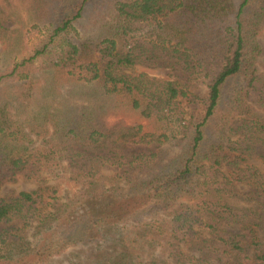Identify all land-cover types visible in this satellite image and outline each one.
<instances>
[{
    "label": "trees",
    "instance_id": "1",
    "mask_svg": "<svg viewBox=\"0 0 264 264\" xmlns=\"http://www.w3.org/2000/svg\"><path fill=\"white\" fill-rule=\"evenodd\" d=\"M2 1L5 5L0 4V41L8 43V39L4 40L5 7L16 6L18 0ZM86 1L77 0L70 5L74 13L64 14L56 26L53 21L41 20L44 8L40 4L33 22L35 26H52L48 43L21 61L11 57L10 50L3 52L12 65L9 72H0V87L8 81L14 86L7 94L0 91V102H15L17 119L6 116V104L0 107V180L27 165L54 160L55 152L28 150L31 135H49L53 145H58L56 151L67 149L71 156L89 160H111L113 157H108L106 151L129 143L171 141L184 120L181 104L186 100L196 103L195 115L182 124L188 156L183 153L179 157V167L173 168V163L169 169L162 168L128 189L97 188L96 182H88L87 187L54 209H50L52 205L42 188L0 197V222L17 217L23 228L35 223L39 235V241L30 245L17 233L19 228L0 226V264L44 261L67 247L96 242L104 228L160 211L172 215L170 222L175 224L166 241L169 252L176 257L175 264H264V242L257 238L251 222H246L240 209L203 196L207 191L205 183L194 181L200 168L204 169L203 161L209 162L212 175L222 166L238 168L240 157L228 152L227 130L232 122H240L238 130H242L243 138L264 141V118L247 101L248 88L254 82H261L264 89V64L262 74L257 75L254 70L259 55L256 39L264 28V0H119L114 4L115 20L93 47L87 42L69 41L67 48L61 49L60 44L56 48L54 37L61 38L72 21L81 17ZM151 19H156L153 32L137 38L130 35L134 24ZM193 33H205L208 45H193ZM21 38L17 35L15 40ZM44 56H49L45 66L49 75L45 80L28 67ZM161 59H173L185 77L161 79L121 71ZM213 66L217 71L206 93L200 98L195 96L190 92V81ZM61 71L85 86L78 93L80 103L74 104L73 109L55 108L54 102H49L51 92L59 93ZM234 81L239 85L226 97L225 90ZM44 82H50L47 92L41 91ZM68 93L74 97L73 90ZM260 103L264 112V97ZM118 113L147 123L108 125L104 121ZM12 123H16L15 129ZM87 174L97 181V169L91 168ZM257 174L264 199V174ZM244 178L245 173L237 174L234 181L242 182ZM215 183L212 188L216 193L226 185L220 180ZM174 237L176 241L172 242ZM184 240L195 245L197 253L190 254L182 248L179 244ZM157 260L142 264H157Z\"/></svg>",
    "mask_w": 264,
    "mask_h": 264
},
{
    "label": "rangeland",
    "instance_id": "2",
    "mask_svg": "<svg viewBox=\"0 0 264 264\" xmlns=\"http://www.w3.org/2000/svg\"><path fill=\"white\" fill-rule=\"evenodd\" d=\"M76 1L42 0L40 3V0H18L16 6L5 7L7 16L3 22V27L6 30V39L4 40L8 39L9 41L8 43L0 41V72H9L11 69L12 64L8 62V56L3 53L6 49L10 50L11 57L16 56L17 61H21L22 58L32 55L35 49L48 43L52 26L49 24L43 27L42 23L40 26H35L33 22L40 4L44 8L41 20L44 19L45 23L53 21L56 26L57 21H60L64 14L74 13V8L72 9L70 5ZM116 1L119 0H87L81 17L72 21L71 26L61 38L54 37L57 40L56 48H59V44L61 49L67 48L66 43L69 41L76 44L87 42L93 47L98 42L99 35L109 30L110 25L108 24L115 20L114 4ZM0 4L5 5L2 0H0ZM155 26L156 19L136 23L134 24V31L130 35H133L134 38L144 36L153 32ZM17 35L22 36L20 41L15 40ZM256 41L259 46V55L255 61L254 70L255 74L260 75L263 73L264 64V28L258 34ZM192 42L193 45L197 42L201 45L204 43L208 45L205 33H193ZM120 43L123 45L124 41H120ZM93 55L97 56L98 53ZM48 59L49 56L35 59L30 65L28 64L30 71L35 76L45 80L49 75L45 68L48 65ZM21 69L24 68L18 70ZM121 71L126 74L143 73L161 79H182L186 74L173 59H161L150 64L137 63L130 68L121 69ZM216 71L217 68L214 66L209 71H202L197 78L190 81L192 85L189 88L190 92L199 98L204 96L212 75ZM78 81L80 80L67 77L61 71L57 85L59 93L51 92L49 102L51 104L54 102L55 108L69 107L68 109H73L74 104L80 103L78 93L85 88ZM49 83L45 84L44 82L41 91L47 92L50 87ZM238 85L239 83L236 81L230 83L224 95L226 97L231 95ZM11 86H14V83L8 81L0 87V91L7 94L11 91ZM70 89L73 90L74 97L68 93ZM61 97H63L62 102H60ZM263 97L264 89L261 82H254L253 86L248 88L247 101L264 118L260 103ZM4 104L7 105L6 116L16 121L15 102L11 101ZM4 104L0 102V107ZM181 107L184 120L177 126V134L174 139L160 144H125L105 152L108 157H113L111 160L102 158L89 160L83 156H71L67 149L56 151L58 145H53V140L50 139L49 135H31L28 137V150H33L35 153L51 151L55 152L53 155L56 154V156L53 161L40 165H27L26 168L13 176L1 179L0 197L14 196L20 191L42 188L52 205L50 209H54L68 201L75 192L87 187L88 182H96L97 188L120 187L128 189L135 183L150 179L162 168L169 169L168 166L173 163L176 165L173 168L179 167V157L183 153H185L184 157L188 156L185 152V144L188 140L184 137L182 124L188 123L190 117L195 115L196 103H190L186 100L181 104ZM104 121L108 125L147 123L145 120L123 113L107 116ZM239 125L240 122H232L227 130L228 145L230 146L228 152L240 157L238 168L222 166L212 175L213 169H208L209 162L203 161L204 169L200 168L197 180L194 181L205 183L203 187L207 191L202 193L203 196L220 199L240 209L241 214L245 215L246 222H251L250 227L254 229L257 238L264 242V199L260 195L256 180L257 173L264 174V141L253 139L251 142L249 139L243 138L240 133L242 130L240 128L238 130ZM11 127L15 129L16 123H12ZM149 128H151L150 124H148L147 129ZM175 158L178 162L174 160ZM195 167L196 165L193 166V168ZM91 168L98 170V174L94 175L98 178L97 181L87 174ZM241 173H245L244 180L242 182L234 181L237 174ZM217 180L223 181L226 185L216 193L212 187H215ZM171 218L172 215L163 211L157 214H148L135 221L102 229L98 240L94 243L76 244L65 248L60 254L47 260L29 261L26 264H142L153 258L158 259L157 264H175L176 257L169 252L166 245L171 227L175 225L172 221L170 222ZM147 223H149L148 226H146ZM34 225L35 223H31L23 228L21 227L22 220L17 217L7 222H0L1 227L19 228L17 233L30 245L39 241V235H37ZM176 237L179 239V236ZM171 241H176L175 237ZM179 245L190 254L197 253L196 246L185 243V240Z\"/></svg>",
    "mask_w": 264,
    "mask_h": 264
}]
</instances>
